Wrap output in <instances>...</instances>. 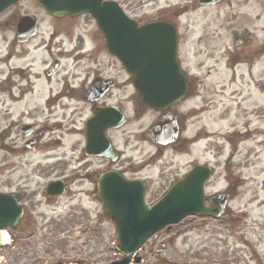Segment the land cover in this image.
<instances>
[{"label":"rangeland","instance_id":"rangeland-1","mask_svg":"<svg viewBox=\"0 0 264 264\" xmlns=\"http://www.w3.org/2000/svg\"><path fill=\"white\" fill-rule=\"evenodd\" d=\"M116 1H120L132 16L165 17L176 23L181 39L180 56L194 96L190 105L196 108L195 119L200 127L225 134L232 144L222 142L225 139L222 135L221 139L211 140L213 149L208 150V144L200 143L196 156L185 158L168 152L167 161L172 166L167 170L184 171L187 163L198 157L200 162L215 165L217 175L220 174L216 189L227 188L224 177L230 176L236 197L232 204L239 215L233 223L242 228L232 234H214L210 225L199 227V219L185 220L175 225L171 232L155 235L145 245L141 256L145 252L147 261L153 264L264 263V145H260L256 134V122L263 120L264 123V98L257 97L259 93L264 95V0H219L208 5L199 4L198 0ZM40 17V34L29 45L31 53L27 59L31 65L20 64L18 56L9 64L3 60V75L12 67L29 66V78L42 79L50 56L45 49L34 51L32 46L45 48L55 43L52 55L57 58L68 46H105L91 16L55 21L40 10ZM24 49L26 47H16L20 52ZM63 66L64 63L51 78L53 83L63 80ZM259 82L260 87L256 86ZM51 87L55 89L54 84L37 82L35 90L39 102ZM20 111L17 108L14 114ZM4 117L3 113V122ZM250 121L254 123L251 125ZM60 122L69 125L64 120ZM228 132L232 136H227ZM45 137H61L62 142L51 143L53 150L49 153L36 148L23 157L18 155L19 148L10 155L3 152V191L18 190L19 183L25 179L34 205L26 206L29 221L24 222V228L7 235L9 244L3 248L0 264H57L59 261L63 264H112L120 260L115 249L114 226L95 203L84 196L72 202L67 196L53 200L44 195L50 179L62 177L61 172L67 169L66 161L71 159L69 151H72L70 138L63 136L61 130L49 131ZM231 154L233 160L229 167L225 163ZM160 166L157 164L156 169H143L138 173L157 180ZM162 196L152 191L147 200L153 202ZM149 248L154 253L161 249L160 255L148 257L145 249Z\"/></svg>","mask_w":264,"mask_h":264},{"label":"flooded vegetation","instance_id":"flooded-vegetation-1","mask_svg":"<svg viewBox=\"0 0 264 264\" xmlns=\"http://www.w3.org/2000/svg\"><path fill=\"white\" fill-rule=\"evenodd\" d=\"M39 12L40 5L37 0H20L4 12L3 9L0 10V153L2 160L0 192L3 194V151L10 155L19 148L18 155L23 157L31 154V150L35 148L51 149V143L61 144L62 142L61 137L46 139V133L55 130H61V134L68 139L74 138L73 141L69 139L72 151H70L71 159L66 161L67 169L61 172L62 177L54 179V181H63L64 195L72 202L84 196L102 210L99 199L100 180L107 174H112V178L102 181V186L104 184L118 185L119 178L123 177L126 181L141 182L147 193L152 191L163 193L174 182L183 179L187 171L167 170L172 166L167 161V151L178 157L187 158L194 154L196 156L200 143L208 144L209 149L212 146L208 143L209 138L220 134H215L207 127L198 125L194 115L196 108L190 105L193 99L191 93L179 104L166 111L158 112L145 106L134 89L132 77L126 74L119 60L108 51L107 46H68L64 50L62 61L50 56L51 62L56 61V69L49 75V67H47L44 70L45 77L42 79L47 85L54 84L55 89L51 87L40 102L35 90L39 80L29 78L31 75L29 66L12 67L3 75V60L7 64L16 56H18L17 60H28L27 56L31 53L29 45L34 38L17 43L18 23L25 17H33L40 25ZM67 17L69 16L63 18H70ZM138 17L136 20L139 24L150 21ZM49 18L58 21L62 19L51 16ZM9 33H12L10 40L7 37ZM25 38V35H20V40ZM17 45L26 49L17 51ZM3 46H6L4 58ZM32 47L34 51L45 49L51 55L49 52L51 48ZM60 61L64 63L63 80L53 83L51 78L59 72ZM15 78L17 80H14ZM17 108L22 111L15 115L14 111L16 112ZM3 113L5 114L4 122ZM163 117H166L170 131L173 127L177 130V136L171 143L159 144L157 143L158 135L153 128ZM62 120L69 125H63L60 122ZM263 126L264 123L260 121L256 129L260 145L264 144ZM197 158L189 161V168L198 163ZM8 164V159L5 158V165L8 166ZM157 164L161 165L157 180L139 175V171L155 169ZM137 165L139 166L135 169ZM215 183L214 177L211 178L208 183L210 191H206L205 205H213L212 201L220 196L223 198V195L228 196L229 204L231 201L229 188L217 190L212 187ZM108 185L104 186L109 188ZM11 193L23 206V216L17 229L24 228V222L29 221L26 206L34 205L33 195L25 179L19 183V189ZM73 204L81 205V203ZM230 215L231 210L227 205L219 218L194 216L188 220L199 219V227L210 225V231L214 234L218 232L232 234L236 232L238 226L232 223ZM146 250L148 257H154V255L158 257L161 251L154 253L152 248ZM143 258L148 263L147 256ZM63 263L58 262V264Z\"/></svg>","mask_w":264,"mask_h":264},{"label":"water","instance_id":"water-1","mask_svg":"<svg viewBox=\"0 0 264 264\" xmlns=\"http://www.w3.org/2000/svg\"><path fill=\"white\" fill-rule=\"evenodd\" d=\"M14 1L3 0V9ZM213 1L201 0L204 3ZM39 2L53 15L91 13L103 31L110 51L134 77V85L147 105L163 109L186 94L187 80L177 62V33L172 25L157 21L139 26L125 16L117 3L104 0ZM210 172L208 167L196 165L185 183H177L151 206L145 204L143 188L126 190L122 179L119 183L121 188H101L100 199L115 224L118 238L116 248L126 255L123 260L113 264H128V256L166 225L177 223L190 214H210L212 210L203 206V186ZM55 186L57 184L54 183L49 189ZM21 212L22 208L13 197L0 194V229L16 226ZM138 261L139 258L136 259Z\"/></svg>","mask_w":264,"mask_h":264},{"label":"bare ground","instance_id":"bare-ground-1","mask_svg":"<svg viewBox=\"0 0 264 264\" xmlns=\"http://www.w3.org/2000/svg\"><path fill=\"white\" fill-rule=\"evenodd\" d=\"M257 97H258L259 99H263V98H264V95L262 96V94L259 93V94L257 95ZM8 242H9V239H8V237H7V234H6L5 232H3V243H4V244H8Z\"/></svg>","mask_w":264,"mask_h":264}]
</instances>
